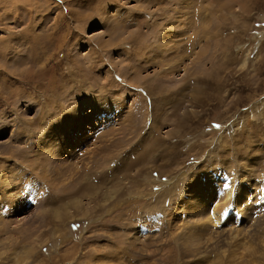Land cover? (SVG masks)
<instances>
[{
	"label": "rangeland",
	"instance_id": "374dc122",
	"mask_svg": "<svg viewBox=\"0 0 264 264\" xmlns=\"http://www.w3.org/2000/svg\"><path fill=\"white\" fill-rule=\"evenodd\" d=\"M0 264H264V0H0Z\"/></svg>",
	"mask_w": 264,
	"mask_h": 264
},
{
	"label": "bare ground",
	"instance_id": "6f19581e",
	"mask_svg": "<svg viewBox=\"0 0 264 264\" xmlns=\"http://www.w3.org/2000/svg\"><path fill=\"white\" fill-rule=\"evenodd\" d=\"M58 172V171H57ZM20 177V176H19ZM18 177V178H19ZM9 178V177H8ZM22 178V177H21ZM149 178V177H148ZM10 179V178H9ZM156 179V178H155ZM22 180V179H21ZM29 180V179H28ZM28 180H25L26 182L28 181ZM54 180H56L55 178H54ZM73 180V179H72ZM63 181V180H62ZM224 181V180H223ZM222 181V182H223ZM56 182V181H55ZM74 183V182H73ZM154 183V182H153ZM228 183V182H227ZM230 183V182H229ZM228 185V187L229 188H226V190H224V192H225V197L223 198L224 200H226L227 198H228V196H230L231 195V192H232V188H231V186H230V184H227ZM23 186V185H22ZM166 186V185H165ZM222 186V185H221ZM73 187H77V186H75V185H73ZM89 187V186H88ZM87 187V188H88ZM95 186H93V185H91L90 186V188H94ZM235 187H237V186H235ZM173 188V187H172ZM225 188V187H224ZM66 189V188H65ZM164 190V189H163ZM218 190V189H217ZM161 191V190H160ZM221 191H222V188H221ZM238 191V190H237ZM239 192V191H238ZM111 194H112V192H111ZM232 194H233V192H232ZM247 194V193H246ZM157 195V194H156ZM160 196V195H159ZM12 197V196H11ZM154 197V196H153ZM157 197H158V195H157ZM151 198V197H150ZM226 198V199H225ZM244 198H246V197H244ZM154 199V198H153ZM215 199H219V198H215ZM246 200H248V199H246ZM153 201V200H152ZM156 201H157V199H156ZM204 201V200H203ZM217 201V200H216ZM219 201V200H218ZM215 202V204L214 203H212V205H211V207L209 208V210H208V216H207V219H204V221L202 222V219H201V222H202V224L203 225H209V224H213L214 226H216L217 224H219V222L223 219V217L224 216H227V217H229V219H230V221H235L236 222V220L238 219V217H237V215H236V213H234V214H232V212L229 214V215H227L226 214V211L228 210H226V208H223V209H221L220 207H222V206H220L219 205V202ZM243 201H244V199H243ZM242 201V202H243ZM231 202V201H230ZM238 202H240V199H238ZM158 203V202H157ZM202 203V202H201ZM204 203V202H203ZM225 203H226V201H225ZM245 203V202H244ZM243 203V204H244ZM248 203V202H247ZM246 203V204H247ZM250 203V202H249ZM213 204H214V206H213ZM227 204V203H226ZM230 204V203H229ZM235 204V203H234ZM155 205H157V204H155ZM197 205V204H196ZM195 205V206H196ZM223 205V204H222ZM233 205V204H232ZM231 204H230V208H231V210H232V206ZM234 206H236V205H234ZM197 207V206H196ZM225 207V206H224ZM228 207V206H227ZM242 207V206H241ZM246 207H247V205H246ZM249 208H251L250 206H249ZM173 209V208H172ZM190 209V208H189ZM193 209V208H192ZM197 210H198V208H197ZM205 210V209H204ZM241 211H243V208L242 209H240ZM239 210V211H240ZM194 211V210H193ZM201 211V210H200ZM206 211V210H205ZM198 212V211H197ZM207 212V211H206ZM235 212H237V211H235ZM252 212V211H251ZM178 213V212H177ZM248 213V212H247ZM168 214V213H167ZM242 214V213H241ZM243 214H244V212H243ZM142 215V214H141ZM188 215V214H187ZM193 215V214H192ZM249 215V214H248ZM245 216V215H244ZM251 216V215H250ZM138 217V216H137ZM187 217V216H186ZM241 217V216H240ZM139 218H140V216H139ZM200 218V217H199ZM177 219V218H176ZM227 219V218H226ZM228 219V220H229ZM182 221V220H181ZM186 221V220H185ZM200 222V221H199ZM226 223H228L227 221H225ZM181 223V222H180ZM226 223H224V224H226ZM228 224H230V223H228ZM236 224V223H235ZM251 225V224H250ZM195 226V225H194ZM202 226V225H201ZM210 226V225H209ZM227 226V225H226ZM225 226V227H226ZM236 226V225H235ZM203 228V227H202ZM213 228V227H212ZM234 228V227H233ZM191 229V228H190ZM193 229V228H192ZM195 229V228H194ZM194 229H193V231H194ZM214 229V228H213ZM188 230V229H187ZM201 230V229H200ZM186 231V230H185ZM215 231V230H214ZM188 232V231H187ZM199 232V231H198ZM193 233V232H192ZM188 235H190V233L188 234ZM194 237V236H193ZM195 238V237H194ZM203 238V237H202ZM187 239V238H186ZM189 239V238H188ZM191 240H193V239H191ZM188 241V240H187ZM192 244V243H191ZM92 251V250H91ZM106 261V260H105ZM90 262V261H89ZM96 263V262H95Z\"/></svg>",
	"mask_w": 264,
	"mask_h": 264
},
{
	"label": "snow or ice",
	"instance_id": "6c2138e0",
	"mask_svg": "<svg viewBox=\"0 0 264 264\" xmlns=\"http://www.w3.org/2000/svg\"><path fill=\"white\" fill-rule=\"evenodd\" d=\"M225 187H227V185H225Z\"/></svg>",
	"mask_w": 264,
	"mask_h": 264
}]
</instances>
